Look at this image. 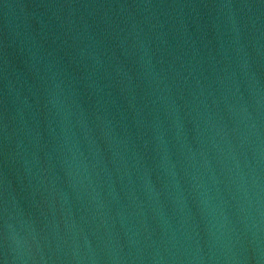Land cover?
Segmentation results:
<instances>
[{
  "label": "water",
  "instance_id": "1",
  "mask_svg": "<svg viewBox=\"0 0 264 264\" xmlns=\"http://www.w3.org/2000/svg\"><path fill=\"white\" fill-rule=\"evenodd\" d=\"M0 264H264V0H0Z\"/></svg>",
  "mask_w": 264,
  "mask_h": 264
}]
</instances>
